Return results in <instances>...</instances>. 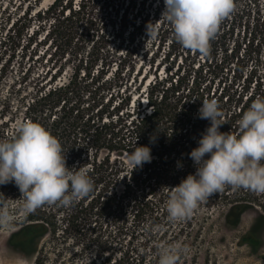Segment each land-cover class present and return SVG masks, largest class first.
Returning a JSON list of instances; mask_svg holds the SVG:
<instances>
[{"label": "trees", "instance_id": "1", "mask_svg": "<svg viewBox=\"0 0 264 264\" xmlns=\"http://www.w3.org/2000/svg\"><path fill=\"white\" fill-rule=\"evenodd\" d=\"M39 2L0 0L5 19L20 23L6 37L12 53L0 66V220L10 216L13 227L6 247L34 256V264H154L157 222L165 219L177 235L194 218L236 226L247 211L239 242L255 243L264 221V188L255 189L264 185V67L251 68L237 95L246 100L232 109L230 95L211 103L195 63L203 51L211 58L207 50L228 23V0H154L150 11L134 13L130 0ZM154 30L164 60L182 61L170 75L167 68L165 77L149 79L135 69L133 46L119 48ZM24 32L23 51L42 32L36 44L46 45L48 64L32 73L20 62L12 74ZM43 163L49 175L66 177L58 209L39 194L45 188L50 195L47 177H31ZM88 229L95 237L69 253V234ZM46 238L52 257L39 248Z\"/></svg>", "mask_w": 264, "mask_h": 264}, {"label": "rangeland", "instance_id": "2", "mask_svg": "<svg viewBox=\"0 0 264 264\" xmlns=\"http://www.w3.org/2000/svg\"><path fill=\"white\" fill-rule=\"evenodd\" d=\"M18 1V0H15ZM52 0H40L39 7H46ZM128 1V0H125ZM134 3L135 9L141 11H150L154 5V0H144V4L141 0H130ZM145 9V10H144ZM131 8H129V12ZM229 14L228 23L221 29L222 33L219 34V38L216 43L210 45L208 54L210 59L206 60L203 55L204 51L197 55L196 65L201 64L203 72L201 76L206 78V83L209 87V96L211 97V103L217 97L225 95L223 100L225 101L227 95L229 106L234 109L236 106H241L246 100V95L242 96V101L237 97L240 87L243 85L246 75H251L250 70L252 67L257 66L259 69L264 67V0H228L225 11ZM5 13H0V66L5 63L8 55L12 53V42L6 39L9 33L18 25H12L14 16L10 19H5ZM132 14L129 13V19ZM138 19V17H137ZM134 23L131 20L130 25ZM132 26L128 27V30ZM156 31L147 33L144 36H137L134 42L124 41L119 48L121 51L133 46V56L135 59V69L142 70V74L148 71V78H152L154 74H158L159 77H165L167 68L169 69V75L173 73L178 65H181L182 58L174 59L173 63L165 61L163 55L167 49L158 48V40ZM26 33L21 36L20 45L17 46L14 56L11 58L9 64V73H18V64L21 62L23 66L27 67L31 64L32 73L40 71L48 63H45L47 55H43V51L46 49V45L38 43V37L42 36L40 32L37 37L32 41L31 45L26 51H23L22 45L26 44ZM125 38H128L125 33ZM247 38H252L253 43L248 44ZM219 41V42H218ZM18 41L16 40V43ZM115 44H118L116 42ZM247 45V46H246ZM239 48V52L233 57L231 54L232 49ZM24 54V55H22ZM200 66V67H201ZM197 70V68H195ZM214 92V94H213ZM236 97L238 99H236ZM126 163H131V160L127 156L123 159ZM45 163L40 165L36 170H32L31 177L33 179L40 178L39 175L47 177V185L50 188V195L46 198L45 188H38L40 196L49 207L58 209L61 207V194L67 190L65 179L56 178L54 172L49 175ZM10 170L4 169L3 173H8ZM147 185V186H146ZM148 181L142 183L140 189L146 193L148 191ZM264 185L260 184L255 189L262 190ZM141 191V190H139ZM157 196L160 195L161 189L157 190ZM186 200L193 199V193L186 191ZM150 196L151 194H147ZM194 200V207L197 209L200 206ZM178 216V215H177ZM249 212L243 216L241 222L236 226H229L222 228L218 225V221H208L207 223H196V218L193 219V225L190 229H186L177 235L172 231L175 229L168 228L163 225L164 220L157 222L152 226L153 233L158 239L159 254L158 261H153L154 264H264V221L257 226L259 236L256 237L255 243L239 242L240 236L248 230ZM10 216H2L0 220V264H34L35 257H23L17 252L6 247L5 240L12 231L13 227L7 221ZM147 224V222L145 223ZM205 229L202 230V227ZM85 235L86 231L80 230L72 231L67 242L69 253L73 250L81 248L84 241L93 239L95 233L89 232ZM107 231V229H106ZM98 234V233H97ZM106 234V233H105ZM79 237V239H78ZM76 239L79 242H76ZM52 241L49 238L44 239L39 248L46 250L49 254L51 251ZM94 249V248H92ZM156 254V251H154ZM52 257V254H50ZM51 258H46L45 264H52ZM81 264L84 261L76 259V261H70L66 258L63 263L68 264Z\"/></svg>", "mask_w": 264, "mask_h": 264}]
</instances>
